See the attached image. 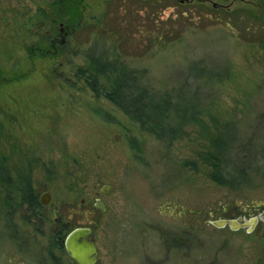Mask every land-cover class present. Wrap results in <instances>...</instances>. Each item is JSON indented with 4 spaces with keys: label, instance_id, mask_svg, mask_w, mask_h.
Masks as SVG:
<instances>
[{
    "label": "rangeland",
    "instance_id": "374dc122",
    "mask_svg": "<svg viewBox=\"0 0 264 264\" xmlns=\"http://www.w3.org/2000/svg\"><path fill=\"white\" fill-rule=\"evenodd\" d=\"M192 1L82 0L83 23L72 30L53 0H0V264H75L49 251L56 220L64 236L91 230L96 264H264L260 173L232 189L198 161L225 124L241 158L255 160L264 144V44L247 42L257 27L243 29L251 21L243 10L264 22V0H208L241 12L245 24L234 29L219 23L222 14L190 22L178 4ZM99 33L154 91L178 88L193 64L218 73L202 96L204 126L167 147L95 98L78 71L85 48L105 45ZM26 182L37 201L49 196L38 224L21 205ZM255 217L251 232L212 225Z\"/></svg>",
    "mask_w": 264,
    "mask_h": 264
},
{
    "label": "trees",
    "instance_id": "16d2710c",
    "mask_svg": "<svg viewBox=\"0 0 264 264\" xmlns=\"http://www.w3.org/2000/svg\"><path fill=\"white\" fill-rule=\"evenodd\" d=\"M53 1L64 8V18L70 29H72L71 27L74 29L81 27L83 23L80 13L82 0ZM147 1L149 4H158L161 0ZM239 1L242 4L245 2L244 0ZM193 2L178 4V7H185L182 16L188 18L190 22L192 19L194 20L196 15L199 18L203 15L216 16V21H218L219 15L222 14L226 18L219 23H223L228 29H234L237 23L242 22L240 18H244L239 10L227 12V8H221L217 3L214 4L215 7H210L208 0H198L194 2L195 4ZM232 5L233 3H230L228 6ZM243 12L246 19L251 20L246 23L247 26H244L243 29L247 31H252L251 29L255 27L259 29L258 35L252 31L254 37L250 38L256 39V41L247 40V42L259 46L263 45L264 22L253 12L246 10ZM243 24L245 23L242 22ZM241 32V29L237 32L238 37L244 40L245 36ZM99 34V37L105 40L104 34ZM89 36L94 37L91 30ZM101 45L102 47L99 48L93 43L82 51L85 66L78 71L79 78L82 79L95 98L108 101L128 119L136 123L141 132L152 136L167 147L172 146L185 134V128L204 126L203 119L206 117L209 108L203 104L202 96L206 88L216 84L215 81L220 78L218 73L216 74L214 70L199 64H193L188 68L186 78L178 88L160 93L144 85L142 83L143 76L132 70L109 47L107 40H105V45L104 43ZM230 126L225 124L222 127L223 130L211 140L210 149L200 152V156L197 155L198 161L210 169L211 181L219 186L237 189L248 185V172L251 171L260 173L264 181V144L260 147L255 160L241 158L239 155L241 150L239 136ZM256 161L259 164L257 170L253 168ZM193 168L195 169V166ZM21 189L22 203L29 208L30 216L26 221H36L41 207L33 196L28 182L22 185ZM59 223L55 224L57 229L52 235L49 251L63 250L62 241L65 237L66 227L62 228Z\"/></svg>",
    "mask_w": 264,
    "mask_h": 264
},
{
    "label": "water",
    "instance_id": "95a60500",
    "mask_svg": "<svg viewBox=\"0 0 264 264\" xmlns=\"http://www.w3.org/2000/svg\"><path fill=\"white\" fill-rule=\"evenodd\" d=\"M214 7V6H213ZM49 201L48 194H43L40 198V204L46 206ZM97 203V208L103 210V207L99 206ZM258 219L250 218L246 220H222L212 223V225L218 229L228 227L232 231H237L240 229H246L251 232ZM91 230L88 228H76L70 231L63 241L64 251L67 257L75 264H96L97 249L92 241L89 240Z\"/></svg>",
    "mask_w": 264,
    "mask_h": 264
},
{
    "label": "flooded vegetation",
    "instance_id": "af4514ba",
    "mask_svg": "<svg viewBox=\"0 0 264 264\" xmlns=\"http://www.w3.org/2000/svg\"><path fill=\"white\" fill-rule=\"evenodd\" d=\"M10 177H7V178H5V186L7 187V188H11V186H10ZM22 190V189H21ZM21 196H22V193H21ZM6 203H5V206H4V210H5V213H6V218H7V216H9L10 215V213H11V211H10V207H11V202L9 201V203L7 202V201H5ZM23 202V201H22ZM38 203H39V205H40V207H41V210L39 211V215H38V218H37V221H39L40 220V218L42 217V215H41V211L43 210V207H45V206H42L41 204H40V200L38 201ZM21 205H23V203H21ZM23 206H25V208H26V210H25V213L27 214V216L29 217L30 215H29V213H28V211H29V208L26 206V205H23ZM165 208H166V210L167 211H169V210H173V212H178V210L177 209H173L171 206H165ZM180 213V212H179ZM258 220H259V217H256ZM36 221V224H38V222ZM58 222H60L59 224L62 226V228H65L67 225H65V224H62L61 223V221H59V220H56L55 221V224H57ZM66 237V236H65ZM65 237H64V239H65ZM64 239H63V241H64ZM63 241H62V246H63ZM63 251H64V247H63ZM65 252V251H64Z\"/></svg>",
    "mask_w": 264,
    "mask_h": 264
}]
</instances>
